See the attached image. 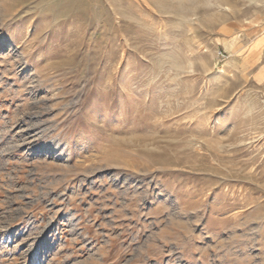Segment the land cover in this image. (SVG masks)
Masks as SVG:
<instances>
[{"label": "rangeland", "instance_id": "1", "mask_svg": "<svg viewBox=\"0 0 264 264\" xmlns=\"http://www.w3.org/2000/svg\"><path fill=\"white\" fill-rule=\"evenodd\" d=\"M0 264H264V0H0Z\"/></svg>", "mask_w": 264, "mask_h": 264}, {"label": "bare ground", "instance_id": "2", "mask_svg": "<svg viewBox=\"0 0 264 264\" xmlns=\"http://www.w3.org/2000/svg\"><path fill=\"white\" fill-rule=\"evenodd\" d=\"M219 119V118H218ZM22 131V130H21ZM36 139V138H35ZM17 145V144H16ZM32 146V145H31ZM39 239V238H38Z\"/></svg>", "mask_w": 264, "mask_h": 264}]
</instances>
